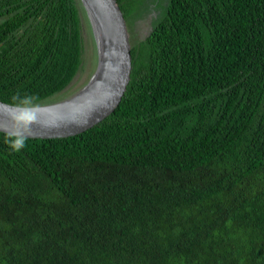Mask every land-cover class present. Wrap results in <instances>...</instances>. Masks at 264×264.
<instances>
[{"label":"trees","instance_id":"1","mask_svg":"<svg viewBox=\"0 0 264 264\" xmlns=\"http://www.w3.org/2000/svg\"><path fill=\"white\" fill-rule=\"evenodd\" d=\"M158 5L112 113L19 151L0 131V264H264V0ZM83 18L0 0V100L64 99Z\"/></svg>","mask_w":264,"mask_h":264},{"label":"water","instance_id":"2","mask_svg":"<svg viewBox=\"0 0 264 264\" xmlns=\"http://www.w3.org/2000/svg\"><path fill=\"white\" fill-rule=\"evenodd\" d=\"M81 2L94 32L95 68L86 83L70 97L40 104L39 119L47 126L33 123L29 138H59L86 130L117 108L130 82L132 41L118 0ZM0 103L8 104L1 100Z\"/></svg>","mask_w":264,"mask_h":264},{"label":"rangeland","instance_id":"3","mask_svg":"<svg viewBox=\"0 0 264 264\" xmlns=\"http://www.w3.org/2000/svg\"><path fill=\"white\" fill-rule=\"evenodd\" d=\"M136 5L134 11L130 13V15L126 16V22L128 25V29L130 31V36L132 39H140L148 33L151 23L156 19L159 15V5L162 0H136ZM143 1V2H142ZM144 3V4H143ZM87 20L83 18V27H84V35H85V54L87 56V61L85 64V68L80 72L79 78L74 85V88L69 90L66 94H64L63 98L70 97L74 93H76L88 80L89 76L93 72L96 65V43L94 32L88 27ZM131 39V41H132ZM133 43V41H132Z\"/></svg>","mask_w":264,"mask_h":264},{"label":"clouds","instance_id":"4","mask_svg":"<svg viewBox=\"0 0 264 264\" xmlns=\"http://www.w3.org/2000/svg\"><path fill=\"white\" fill-rule=\"evenodd\" d=\"M41 105L31 96L13 95L11 103H0V131L5 132L6 142L14 151L26 146L33 123L45 125L39 119Z\"/></svg>","mask_w":264,"mask_h":264}]
</instances>
